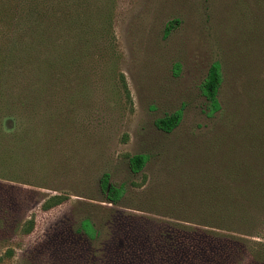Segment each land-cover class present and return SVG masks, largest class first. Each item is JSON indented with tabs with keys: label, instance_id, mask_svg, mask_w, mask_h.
Listing matches in <instances>:
<instances>
[{
	"label": "rangeland",
	"instance_id": "1",
	"mask_svg": "<svg viewBox=\"0 0 264 264\" xmlns=\"http://www.w3.org/2000/svg\"><path fill=\"white\" fill-rule=\"evenodd\" d=\"M0 100V264H168L203 232L264 256V0H0Z\"/></svg>",
	"mask_w": 264,
	"mask_h": 264
},
{
	"label": "trees",
	"instance_id": "2",
	"mask_svg": "<svg viewBox=\"0 0 264 264\" xmlns=\"http://www.w3.org/2000/svg\"><path fill=\"white\" fill-rule=\"evenodd\" d=\"M169 30V28H167ZM222 83V71L221 65L219 61H214L210 64L207 74L201 83V92L205 96L208 102V109L210 114L218 111L220 109V102L218 99V92ZM2 100H0L1 102ZM1 107V106H0ZM1 119V117H0ZM181 120V112L180 110L174 111L170 114H165L164 116L158 118L155 122L156 126L166 132L172 131ZM1 126V121H0ZM1 130V129H0ZM3 136L0 133V144L2 142ZM146 161V156L143 154H134L129 157V165L133 172H138L141 170L142 166ZM100 186L102 191L105 194V197L108 202L115 203L119 200L122 195L123 188L117 187L110 183L109 174L104 173L100 179ZM60 202V197L57 195H53L49 198L48 203L57 204ZM243 214V213H242ZM239 217L238 214H234ZM244 220L248 219V213L242 215ZM81 228L89 235V237H93L95 230L92 228L91 223L88 219H85L81 222ZM174 235V234H169ZM206 233L203 232L199 236V239L191 241L188 245L185 244H174V243H166V246L163 248V253H169L168 264H223V260L225 261L228 254H230L227 248L224 246L229 242L227 239L225 242L219 240L220 236H211L212 238H207ZM209 239L210 243L213 244L212 251L210 252L213 257H210L206 252V249L203 246V240ZM183 247L187 251H185L184 255H181L179 252H183ZM232 252H236V249H232ZM263 256V255H262ZM259 255L257 258H253L252 264H264V256Z\"/></svg>",
	"mask_w": 264,
	"mask_h": 264
}]
</instances>
